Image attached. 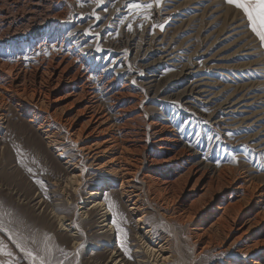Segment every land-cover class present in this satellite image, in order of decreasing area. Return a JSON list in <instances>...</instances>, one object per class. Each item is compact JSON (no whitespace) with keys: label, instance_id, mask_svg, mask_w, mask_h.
<instances>
[{"label":"rangeland","instance_id":"374dc122","mask_svg":"<svg viewBox=\"0 0 264 264\" xmlns=\"http://www.w3.org/2000/svg\"><path fill=\"white\" fill-rule=\"evenodd\" d=\"M132 3L152 7L130 9ZM55 5L53 14L60 16L41 27L47 35L44 29L37 42L23 48L0 45V60L22 68L28 87L42 83L36 71L44 62L77 58L73 68L82 65V81L108 111L112 101L107 82L114 79L117 88L130 84L146 98L145 121L167 122L181 147L192 150L194 162L211 174L230 168L253 186L251 193H264V44L240 10L225 0H55ZM59 95L60 90L54 91L49 100ZM13 100L0 104V224L6 229L0 231V264H33L18 243L47 264H113L114 252L136 262L139 214L129 213L119 182L105 191L116 227L106 235L101 210L81 218L78 207L109 176L86 163L81 191L70 190L69 200L64 162L77 159V151L69 145L59 158L64 147L50 148L38 127L55 133L60 125ZM63 101L60 105L68 103ZM145 121L135 122V129L142 132ZM147 206L145 226L156 231V238L168 236L158 207ZM64 216L80 229L75 231L80 244L61 232ZM195 228L184 222L180 232L190 240ZM216 250L204 252L195 263L189 260L216 264L223 257L214 255Z\"/></svg>","mask_w":264,"mask_h":264},{"label":"bare ground","instance_id":"6f19581e","mask_svg":"<svg viewBox=\"0 0 264 264\" xmlns=\"http://www.w3.org/2000/svg\"><path fill=\"white\" fill-rule=\"evenodd\" d=\"M24 1L21 4L16 0H0V45L29 46L45 29L41 27L60 16L53 14L55 0ZM45 31L48 30L44 34ZM76 59L69 63L66 57L44 62L35 70L42 82L35 88L26 85L22 68L8 67L0 60V104L16 98L19 107H33L47 122L60 125V132L52 133L44 125L38 130L45 135L50 148L64 147L57 155L59 158L65 155L69 145L77 151V159L69 157L64 162L68 171L65 193L69 200L71 191L74 194L81 191L86 163L109 176L78 207L81 218L82 214L101 210L106 218L101 232L106 235L116 232V227L112 218L114 206L108 202L105 191L111 189L113 182H119V193L129 204V213L139 214L136 220L139 242L136 262L128 263L126 258L132 260L130 256L114 252L113 264H194L204 252L215 247L214 255L223 256L216 264H264L263 191L251 193L253 186L238 179L230 168V172L222 168L214 174L203 169L202 163L194 162L192 150L181 147L167 122L159 118L145 121L146 98L134 93L130 84L117 88L114 79L106 81L112 115L110 108L99 102L92 86L82 81V65L73 68ZM57 90L61 95L49 100ZM63 100L68 103L60 105ZM139 107L140 112L132 113ZM142 120L145 128L140 132L135 129V122ZM147 204L158 207L157 213L169 231L168 236L156 238V231L145 226ZM184 222L197 226L189 235L190 240L180 232ZM59 223L61 232L80 244L75 234L81 232L77 224L65 216Z\"/></svg>","mask_w":264,"mask_h":264},{"label":"snow or ice","instance_id":"6c2138e0","mask_svg":"<svg viewBox=\"0 0 264 264\" xmlns=\"http://www.w3.org/2000/svg\"><path fill=\"white\" fill-rule=\"evenodd\" d=\"M156 2L159 4L160 0H156ZM225 2L243 13L251 31L259 38L261 43L264 44V0H225ZM128 7L130 9H150L152 5L132 3L129 4ZM29 171H31V169H29ZM0 231H6L2 224H0ZM17 247H20L21 251L26 253V255L33 261V264H35L37 259H39L40 264H47L43 258L37 257L32 251L24 249L19 243L17 244ZM8 255L10 256L11 253H8Z\"/></svg>","mask_w":264,"mask_h":264},{"label":"crops","instance_id":"0c3cea01","mask_svg":"<svg viewBox=\"0 0 264 264\" xmlns=\"http://www.w3.org/2000/svg\"><path fill=\"white\" fill-rule=\"evenodd\" d=\"M3 244H4L3 241L0 239V246H1V245L3 246Z\"/></svg>","mask_w":264,"mask_h":264}]
</instances>
